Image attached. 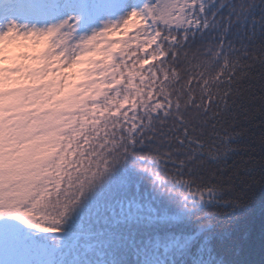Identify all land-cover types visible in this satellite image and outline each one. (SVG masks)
<instances>
[{"label":"snow or ice","instance_id":"1","mask_svg":"<svg viewBox=\"0 0 264 264\" xmlns=\"http://www.w3.org/2000/svg\"><path fill=\"white\" fill-rule=\"evenodd\" d=\"M39 4L35 23L0 25V257L6 242L19 243L2 231L16 222L57 245L64 236L90 241L94 258L77 264H227L216 258L213 220L247 204L237 182L247 189L264 163L227 185L162 175V162L184 163L179 148L161 145L172 143L167 128L179 133L176 144L202 148L191 121L207 123L202 113L220 115L255 92L240 87L254 65L230 60L221 40L218 63L182 80L184 46L217 26L205 0H145L90 35L78 30L96 0L64 15L73 0ZM252 59L264 69V54Z\"/></svg>","mask_w":264,"mask_h":264},{"label":"trees","instance_id":"2","mask_svg":"<svg viewBox=\"0 0 264 264\" xmlns=\"http://www.w3.org/2000/svg\"><path fill=\"white\" fill-rule=\"evenodd\" d=\"M205 3L207 16L217 26L209 27L203 34L198 32L184 46L186 54L181 55L178 63L182 80L206 71L211 66L209 62L217 64L212 60V53L223 40L230 60L239 57L242 64L254 65L249 70L251 78H246L240 87L252 84L255 92H245L243 98H237L235 104L220 115H212L216 109L202 113L200 120L207 123L191 121L196 128L191 135L202 143V148L189 145L187 141L183 146L176 144L175 136L179 133L166 128L164 135L173 137V140L161 147L179 148V152L173 154L176 160L183 161L184 167L178 170L172 162H162L161 174L182 173L194 180L204 177L227 185V178L237 170L253 162L264 163V102L258 98L264 95L260 88L264 76L260 80L254 79L261 76L264 69L252 59L253 55L264 54V0H205ZM213 156L217 158L213 159ZM254 179L255 183L248 181L250 186L247 189L237 182V191L245 193L247 204L235 211L221 208L219 211L224 214L213 220L219 253L216 258L225 259L227 264H264V168L260 163L256 164ZM2 231L6 240L9 237L19 240L15 248L5 243L0 257L5 264H77L78 256L94 258L80 248L90 241L73 244L68 236H64L57 245L48 234L17 226L16 222L3 224ZM51 245L64 247L54 259H36L39 254H47Z\"/></svg>","mask_w":264,"mask_h":264},{"label":"rangeland","instance_id":"3","mask_svg":"<svg viewBox=\"0 0 264 264\" xmlns=\"http://www.w3.org/2000/svg\"><path fill=\"white\" fill-rule=\"evenodd\" d=\"M144 3L145 0H96L94 9L83 14V20L78 30L79 34L90 35L93 29L99 30L103 27L104 22L119 19L131 11L133 7L140 8ZM39 7V0H0V25L8 21H15L21 24L35 23L38 18L36 12ZM79 11V0H73V6L63 9L61 15L67 13L77 14ZM36 27L39 29L45 26L37 24ZM64 245H51L47 249V254H39L36 259H41L42 261L46 260V258L54 259ZM87 246L88 243L82 244L80 247L85 254L87 253Z\"/></svg>","mask_w":264,"mask_h":264}]
</instances>
